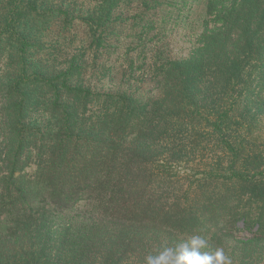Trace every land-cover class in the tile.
Masks as SVG:
<instances>
[{"label": "trees", "instance_id": "1", "mask_svg": "<svg viewBox=\"0 0 264 264\" xmlns=\"http://www.w3.org/2000/svg\"><path fill=\"white\" fill-rule=\"evenodd\" d=\"M194 5L186 56L152 45ZM262 130L264 0H0V264H137L194 236L264 264Z\"/></svg>", "mask_w": 264, "mask_h": 264}, {"label": "rangeland", "instance_id": "2", "mask_svg": "<svg viewBox=\"0 0 264 264\" xmlns=\"http://www.w3.org/2000/svg\"><path fill=\"white\" fill-rule=\"evenodd\" d=\"M204 18V13L202 11V6L201 5H194L192 7L191 13H190V18L188 19L187 22H181L180 20H177V26H174L173 23H170V19L167 17L165 20V28H164V36H155L154 34L158 33L159 31L156 30L153 32V35H149L148 38L149 40L152 41V45L163 48L164 53H169L172 57L173 56H186L187 53L190 51L192 42L194 41L195 35L201 31V24L202 20ZM160 33V32H159ZM82 35L79 34L76 38L74 39H68L66 42L63 44V47H65V50L63 53L65 55H73L74 52H77L81 47H82ZM195 43V42H194ZM151 45V42L149 43ZM151 45V46H152ZM84 48H87L88 43H85ZM151 48V47H149ZM148 57V56H147ZM122 70H117V77L115 80H110L107 79L104 82L97 83L98 87L103 86L105 89L106 88H111L114 86L115 83H119L120 77ZM92 72L87 70V75H85L86 78H89L92 80L93 84L95 81H97V78L93 77ZM138 88H143L145 90L149 89V87L145 84L142 86H138ZM261 133L264 134V130L261 131ZM203 153H200L199 156H194L192 157L191 163L187 165V168H190V166H196L198 157L200 159V156ZM205 154V153H204ZM203 154V155H204ZM195 162V163H193ZM151 253V252H150ZM149 255H147L148 257ZM137 264H146V258L139 262L137 261Z\"/></svg>", "mask_w": 264, "mask_h": 264}, {"label": "clouds", "instance_id": "3", "mask_svg": "<svg viewBox=\"0 0 264 264\" xmlns=\"http://www.w3.org/2000/svg\"><path fill=\"white\" fill-rule=\"evenodd\" d=\"M206 241L194 236L189 243L181 244L176 249L166 248L157 256L146 257V264H231V259L222 249L213 254L201 253Z\"/></svg>", "mask_w": 264, "mask_h": 264}]
</instances>
